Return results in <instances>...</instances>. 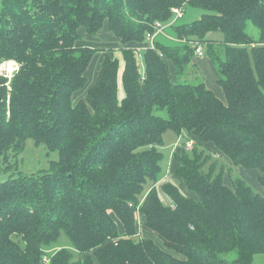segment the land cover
<instances>
[{
  "label": "trees",
  "instance_id": "1",
  "mask_svg": "<svg viewBox=\"0 0 264 264\" xmlns=\"http://www.w3.org/2000/svg\"><path fill=\"white\" fill-rule=\"evenodd\" d=\"M0 5V59L19 63L9 88L0 80V170L28 139L59 152L49 169L0 182V264H253L264 254V196L241 177L226 182L218 159L260 171L264 189V0ZM175 7L184 17L167 28L173 38L158 34L155 48L139 50ZM188 8L200 15L185 22ZM103 29L119 46L85 40ZM215 31L222 40L206 38ZM196 43L226 100L182 80ZM169 129L188 136L170 174L187 194L162 169ZM62 233L68 245H58Z\"/></svg>",
  "mask_w": 264,
  "mask_h": 264
},
{
  "label": "rangeland",
  "instance_id": "2",
  "mask_svg": "<svg viewBox=\"0 0 264 264\" xmlns=\"http://www.w3.org/2000/svg\"><path fill=\"white\" fill-rule=\"evenodd\" d=\"M1 2V0H0ZM1 6V5H0ZM200 15L199 11L196 9L188 8L187 9V16H186V21H193L196 17ZM254 30L253 26L249 24V30ZM103 32L102 36L98 34L97 36H87L85 37V40L90 41L93 45L96 47H102V46H108V45H114L118 43L117 46H119V41L118 40H109L107 38V31L102 30L101 33ZM256 32V31H255ZM100 33V34H101ZM111 33V32H110ZM209 40H222L223 35L220 31H215L207 35L206 37ZM93 46V47H95ZM221 48L219 46L216 47V51L220 52ZM118 51V50H117ZM205 54L202 57L196 56L195 59L193 60L192 63L188 66L187 70L188 72L182 76V80L185 82H190V83H198V82H206L209 87L213 88L215 92L218 94L219 97L223 98L224 100L226 97L224 96V91L221 89V87L217 86V84L213 83L211 84L212 78L213 81L217 78V69H215L214 63L211 59V56L207 53L206 51V46L204 47ZM101 51L96 54L94 57L96 59L94 65H93V73L94 70L99 66L98 60H100L101 57ZM118 54V53H117ZM116 55V54H115ZM11 64L13 66V69H17L18 67V61L10 59ZM139 65L141 71L144 70V60L142 57L139 58ZM95 74V73H94ZM216 75V77H215ZM90 77V75H89ZM95 81L92 80L90 77L89 83L92 84ZM8 88L10 87L11 80L8 81ZM9 98V95H8ZM9 100V99H8ZM188 136L186 133L183 135V139L178 137V134L173 131V130H167L163 134V144L159 146V151L163 153L164 160L162 161V169L165 172H168V175L172 173L171 168H172V154L176 151L177 147L180 144H184V142L187 140ZM184 141V142H183ZM59 158V152L58 151H51L49 148L46 147V145L43 144H36L35 141L32 139H28L25 143V148L24 151L20 153L18 157H15L14 154H10L9 157H1V170H0V182L6 181V179L19 175V172H22L24 174H33L37 171L40 170H47L49 169V166L51 164L52 160H58ZM8 159V161H7ZM219 159V165H224L225 170L227 171L226 173V182L231 184L229 182L230 178H236V177H241L244 179L246 182H248L255 192L261 194L264 196V189L261 187L260 182H258V177L261 175V172L258 170H253V169H245L241 167H236L231 164L230 160L226 157H218ZM10 162V163H8ZM170 179L175 183L179 184L181 186V189L184 193H188L185 189L183 184L180 183L179 180H174L172 177ZM151 186V183L148 182L146 185L145 190L147 191L148 187ZM159 198L165 202V203H170V199L167 198V196L159 191ZM155 236V240L158 241V243L161 244L162 241L159 240V238ZM58 245L59 246H65L68 245V239L66 234L62 233L58 240ZM233 255V254H232ZM231 256V255H230ZM235 257V255H233ZM257 264H261V261H259ZM262 264H264L262 262Z\"/></svg>",
  "mask_w": 264,
  "mask_h": 264
},
{
  "label": "built area",
  "instance_id": "3",
  "mask_svg": "<svg viewBox=\"0 0 264 264\" xmlns=\"http://www.w3.org/2000/svg\"><path fill=\"white\" fill-rule=\"evenodd\" d=\"M175 16L172 18V21L167 23V24H162L160 22L156 23L155 25V29L156 32L154 34H148V40H149V45L148 46H144L143 48H139V50H142L144 48H147V47H151V48H155V43H154V39L155 37L158 35V34H165L166 36L170 37L171 39L173 37H171L170 35L167 34V28L172 25V23L178 21L179 19L183 18L184 17V12L182 9L180 8H173L172 9ZM205 54V51H204V45L201 43H196V55L197 56H203ZM10 59H0V80L5 77L8 79V81H10L13 77H14V74L15 72H17V70L19 69V63H18V67L17 69H13V66L11 64V61H9ZM8 81L5 82L6 85H8ZM194 141L190 140V142L188 143V147H192ZM168 176V174H167ZM140 236L142 235V233H139ZM49 259L45 258V264L46 262H48Z\"/></svg>",
  "mask_w": 264,
  "mask_h": 264
},
{
  "label": "crops",
  "instance_id": "4",
  "mask_svg": "<svg viewBox=\"0 0 264 264\" xmlns=\"http://www.w3.org/2000/svg\"><path fill=\"white\" fill-rule=\"evenodd\" d=\"M101 36H102V34H101ZM100 36V37H101ZM107 36H108V34H107ZM117 53H119L118 51H116V55H118ZM200 57V56H199ZM202 57V56H201ZM101 59L100 60H98V62H99V66L94 70V73H93V71H92V69H93V66L91 67V68H89V70H88V83H89V79H90V77L92 78V80H94V79H96V77H97V75H98V70H99V68H100V66H101ZM89 75H90V77H89ZM215 77H216V75H215ZM213 83H215V84H217V86L219 87L220 85H219V83H217V78L213 81V78H212V81H211V84H213ZM205 84H206V82H205ZM91 84H87V88H89V86H90ZM208 85V84H207ZM120 86H121V84H120ZM212 86H214V84L212 85ZM123 87V86H122ZM121 87V90H120V96L121 97H123L124 96V91H123V88ZM209 87V86H208ZM221 87V86H220ZM87 88H85L84 90H82V91H79V92H77V94L75 95V98H74V100H77V99H80V98H84V96H85V94H86V91H87ZM210 89H212L214 92H215V90L213 89V88H211V87H209ZM222 89V88H221ZM215 94L216 95H218L216 92H215ZM219 97V96H218ZM219 98H221V97H219ZM221 99H223V98H221ZM224 100V99H223ZM226 100V99H225ZM179 137V136H178ZM180 138V137H179ZM232 164V163H231ZM169 178H170V175H169ZM261 185V184H260ZM183 186H184V184H183ZM262 187V186H261ZM184 189H185V186H184ZM161 244H162V242H161ZM259 261H261V264H262V262L264 263V254H257V255H255V257H254V260H253V264H257Z\"/></svg>",
  "mask_w": 264,
  "mask_h": 264
}]
</instances>
